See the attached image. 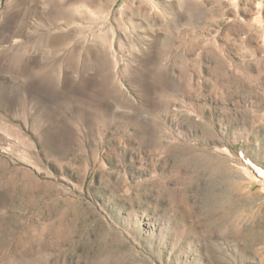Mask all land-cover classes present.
Masks as SVG:
<instances>
[{"label": "rangeland", "instance_id": "obj_1", "mask_svg": "<svg viewBox=\"0 0 264 264\" xmlns=\"http://www.w3.org/2000/svg\"><path fill=\"white\" fill-rule=\"evenodd\" d=\"M23 1L0 264H264V0Z\"/></svg>", "mask_w": 264, "mask_h": 264}, {"label": "bare ground", "instance_id": "obj_2", "mask_svg": "<svg viewBox=\"0 0 264 264\" xmlns=\"http://www.w3.org/2000/svg\"><path fill=\"white\" fill-rule=\"evenodd\" d=\"M18 2H19V0H18ZM24 1L23 0H20V2L19 3H23ZM98 2H100V0H66V3L69 5V6H71V8H76V7H78V8H81V10H82V8L84 9V8H86L85 10H87V6L88 5H93V4H95V3H97L98 4ZM54 3V2H53ZM76 6V7H75ZM96 6V5H95ZM97 7H98V5H97ZM100 7V6H99ZM98 7V8H99ZM157 7V6H156ZM18 8V7H17ZM36 8V7H35ZM127 8V7H126ZM89 9V8H88ZM46 10V9H45ZM78 10V9H77ZM140 10V9H139ZM103 11V10H102ZM149 12V11H148ZM132 13V12H131ZM91 14V13H90ZM8 28H9V26H8ZM6 35V34H5ZM10 38V37H9ZM211 136V135H210ZM250 161V160H249ZM256 171L259 173V175L260 176H262L263 178H264V169L262 168V167H257L256 168Z\"/></svg>", "mask_w": 264, "mask_h": 264}]
</instances>
